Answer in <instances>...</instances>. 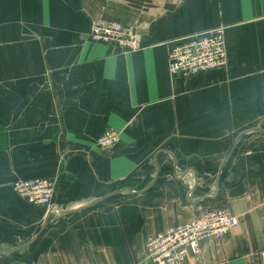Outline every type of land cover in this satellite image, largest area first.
I'll list each match as a JSON object with an SVG mask.
<instances>
[{
    "label": "crops",
    "instance_id": "crops-1",
    "mask_svg": "<svg viewBox=\"0 0 264 264\" xmlns=\"http://www.w3.org/2000/svg\"><path fill=\"white\" fill-rule=\"evenodd\" d=\"M216 26L226 66L171 78L168 49ZM31 177L49 207L12 190ZM222 207L238 225L182 264H261L264 0H0V264H154L150 236Z\"/></svg>",
    "mask_w": 264,
    "mask_h": 264
},
{
    "label": "built area",
    "instance_id": "built-area-1",
    "mask_svg": "<svg viewBox=\"0 0 264 264\" xmlns=\"http://www.w3.org/2000/svg\"><path fill=\"white\" fill-rule=\"evenodd\" d=\"M89 38L93 42L114 45L124 51L140 49L137 33L128 25L95 19ZM227 63L224 27L216 26L177 39L167 51V69L171 78L188 77L223 68ZM118 133L105 130L97 139L101 151H111ZM12 190L26 202L49 207L52 182L45 177L19 178L11 182ZM238 217L226 207L207 209L193 220L167 227L147 240V256L154 264H182L201 252L207 239H219L238 225ZM264 264V249L259 251Z\"/></svg>",
    "mask_w": 264,
    "mask_h": 264
}]
</instances>
